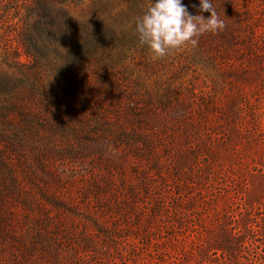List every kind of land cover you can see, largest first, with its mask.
Listing matches in <instances>:
<instances>
[{"label": "rangeland", "instance_id": "rangeland-1", "mask_svg": "<svg viewBox=\"0 0 264 264\" xmlns=\"http://www.w3.org/2000/svg\"><path fill=\"white\" fill-rule=\"evenodd\" d=\"M108 2L136 45L55 77L24 56L34 0H0V264H229L207 219L264 176V0H213L225 29L158 60L135 34L147 0ZM253 240L240 257L264 256Z\"/></svg>", "mask_w": 264, "mask_h": 264}, {"label": "trees", "instance_id": "trees-1", "mask_svg": "<svg viewBox=\"0 0 264 264\" xmlns=\"http://www.w3.org/2000/svg\"><path fill=\"white\" fill-rule=\"evenodd\" d=\"M72 1L78 4L83 2ZM67 2L68 0H34L33 9L37 21L23 41L24 56L31 59L30 68L33 72L43 70L50 76L57 77L89 60L107 64L112 59L113 52L136 45L135 39L127 40L123 30L118 31L123 26V16L107 17L108 0H92L87 15L78 17H71L60 7ZM4 81H0V97L8 84ZM4 113V109L0 108L3 118ZM262 195L264 176L255 178L253 191L249 190L247 198L243 199L244 210L235 217L232 201L228 196L212 200H219L220 204L211 218L207 219L212 226L205 237L207 249L220 252L229 264H264V256L253 259L250 255H239L245 241H254V237H258L264 246V220L261 219L260 225H256L255 217L249 210L252 204H256L259 209L264 208Z\"/></svg>", "mask_w": 264, "mask_h": 264}, {"label": "clouds", "instance_id": "clouds-1", "mask_svg": "<svg viewBox=\"0 0 264 264\" xmlns=\"http://www.w3.org/2000/svg\"><path fill=\"white\" fill-rule=\"evenodd\" d=\"M198 11L199 14H191L183 0H147L146 9L135 19L139 46H146L151 59L158 60L173 50L196 46L204 34L225 29L213 0H199ZM205 12L210 14L207 18Z\"/></svg>", "mask_w": 264, "mask_h": 264}]
</instances>
